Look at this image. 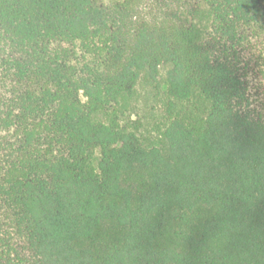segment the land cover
Segmentation results:
<instances>
[{
  "label": "trees",
  "instance_id": "1",
  "mask_svg": "<svg viewBox=\"0 0 264 264\" xmlns=\"http://www.w3.org/2000/svg\"><path fill=\"white\" fill-rule=\"evenodd\" d=\"M0 264H264V0H0Z\"/></svg>",
  "mask_w": 264,
  "mask_h": 264
},
{
  "label": "rangeland",
  "instance_id": "2",
  "mask_svg": "<svg viewBox=\"0 0 264 264\" xmlns=\"http://www.w3.org/2000/svg\"><path fill=\"white\" fill-rule=\"evenodd\" d=\"M145 97V92L141 90L140 101L137 104L135 112L131 114L132 120H143L150 115L152 108L155 106L154 101L149 100Z\"/></svg>",
  "mask_w": 264,
  "mask_h": 264
}]
</instances>
